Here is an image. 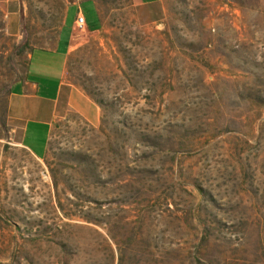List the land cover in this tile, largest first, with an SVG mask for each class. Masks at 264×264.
<instances>
[{
	"label": "rangeland",
	"instance_id": "1",
	"mask_svg": "<svg viewBox=\"0 0 264 264\" xmlns=\"http://www.w3.org/2000/svg\"><path fill=\"white\" fill-rule=\"evenodd\" d=\"M94 1L65 82L99 121L62 117L44 160L0 5V264H264V0Z\"/></svg>",
	"mask_w": 264,
	"mask_h": 264
},
{
	"label": "crops",
	"instance_id": "2",
	"mask_svg": "<svg viewBox=\"0 0 264 264\" xmlns=\"http://www.w3.org/2000/svg\"><path fill=\"white\" fill-rule=\"evenodd\" d=\"M136 1L151 5L160 0ZM84 3L92 5L98 19L99 28L94 32L86 28ZM0 5L6 8L12 34L26 36L16 55L22 61H18V76L10 88L8 117L20 126L21 146L44 160L62 117L80 114L93 124L99 121L96 106L75 88L69 89L65 75L78 18H84L85 31L90 34L102 30V19L94 0H0Z\"/></svg>",
	"mask_w": 264,
	"mask_h": 264
},
{
	"label": "built area",
	"instance_id": "3",
	"mask_svg": "<svg viewBox=\"0 0 264 264\" xmlns=\"http://www.w3.org/2000/svg\"><path fill=\"white\" fill-rule=\"evenodd\" d=\"M77 28L79 30L84 31L85 30V20L83 17H79L77 20Z\"/></svg>",
	"mask_w": 264,
	"mask_h": 264
},
{
	"label": "trees",
	"instance_id": "4",
	"mask_svg": "<svg viewBox=\"0 0 264 264\" xmlns=\"http://www.w3.org/2000/svg\"><path fill=\"white\" fill-rule=\"evenodd\" d=\"M122 260H123V258H122V256L120 255V264H121Z\"/></svg>",
	"mask_w": 264,
	"mask_h": 264
}]
</instances>
